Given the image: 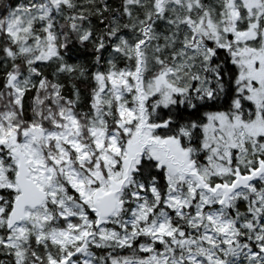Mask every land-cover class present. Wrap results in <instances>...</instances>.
Wrapping results in <instances>:
<instances>
[{
  "label": "snow or ice",
  "instance_id": "snow-or-ice-1",
  "mask_svg": "<svg viewBox=\"0 0 264 264\" xmlns=\"http://www.w3.org/2000/svg\"><path fill=\"white\" fill-rule=\"evenodd\" d=\"M0 264H264V0H0Z\"/></svg>",
  "mask_w": 264,
  "mask_h": 264
}]
</instances>
